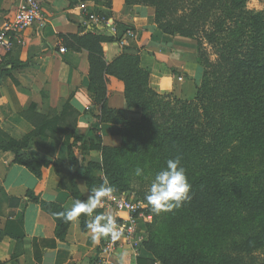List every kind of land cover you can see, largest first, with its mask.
<instances>
[{
  "label": "trees",
  "instance_id": "16d2710c",
  "mask_svg": "<svg viewBox=\"0 0 264 264\" xmlns=\"http://www.w3.org/2000/svg\"><path fill=\"white\" fill-rule=\"evenodd\" d=\"M91 1L94 6L88 7V13L109 16L105 10L111 9L112 0ZM246 2L125 0L126 5L152 7L163 33L195 40L201 80L194 96L180 98L151 87L139 54L127 46L106 63L102 43L119 41L120 35L89 31L70 36L71 47L89 52V94L93 105L100 107L99 121L121 125L110 130L121 137L120 145L104 146L99 132L89 140L75 134L77 114L64 102L60 111L40 114L31 106L22 112L34 129L20 139L0 128V150L11 152L13 163L38 178L41 169L52 164L61 179L59 186L75 200L84 199L78 179L83 180L88 195L105 178L117 192H126L134 181L138 188L134 197L145 203V213L152 216L143 247L153 258H138L137 264H154L155 260L162 264H264V254L256 252H264V8L250 11ZM15 65L12 60L2 61L0 80ZM108 75L123 82L127 106L140 109L139 119H129L124 110L107 106ZM38 136H60L67 161L52 160L30 149ZM76 148L81 153L99 151L101 162L86 161L79 170ZM176 156L186 169L191 199L156 215L145 200L147 184ZM137 167L144 169L142 176L134 174ZM22 200L0 188V216L7 219L0 239L6 235L16 239L12 258L22 253L25 236L23 215L17 216L15 210ZM25 201L50 215L56 238L65 239L71 222L57 213L67 209L32 190L26 191Z\"/></svg>",
  "mask_w": 264,
  "mask_h": 264
},
{
  "label": "crops",
  "instance_id": "0c3cea01",
  "mask_svg": "<svg viewBox=\"0 0 264 264\" xmlns=\"http://www.w3.org/2000/svg\"><path fill=\"white\" fill-rule=\"evenodd\" d=\"M18 2L0 0V26L13 16ZM82 2L41 0V17L18 34L11 49L1 53L0 63L10 60L16 63L9 75L0 80V128L10 137L20 139L33 131V124L22 115L31 106L35 112L47 114L51 109L58 111L64 102H68L77 114L75 134L89 140L99 132L104 146L120 145L121 137L110 130L121 125L99 121L100 107L93 105L88 91L89 52L70 45V36L89 31L111 35L107 27L88 22L85 12L79 7ZM111 2V9L105 11L109 15L108 20L117 27V35L122 36L125 29H132L135 37L102 43L105 62H111L127 46L131 52L139 54L141 67L149 73L151 87L159 92H171L177 97L186 98L192 93L200 69L187 38L160 31L155 23L154 9L150 6L126 5L125 0ZM84 3L88 7L94 6L91 0ZM60 47H64L65 51L61 52ZM106 104L109 108L124 110L129 119L140 117L139 108L127 106L124 84L113 75L107 76ZM29 148L47 154L52 160L67 161L68 158L67 148L60 136H38L30 142ZM75 154L79 170L86 161L101 162V153L96 150L81 153L76 148ZM12 159L11 152L0 150V188L8 195L23 198L15 210L17 216L23 215L25 236L22 253L13 258L16 239L7 235L1 237L0 262L105 264L107 256L101 249L104 238L99 241L92 239L85 223L88 217L84 219L82 214L78 222H71L65 239L59 240L55 236L53 218L39 205L25 201L26 191L32 190L44 200L57 202L65 209L71 207L75 199L59 186L61 179L54 166L43 167L38 178L24 166L13 163ZM63 174L66 176V169H63ZM77 185L86 201L90 195L83 180L78 179ZM6 220V216H0L1 231ZM142 224L139 223L141 229L144 227ZM124 250L129 252V264H137L138 258H153L144 247L135 254L129 244L120 240L117 253L108 259L113 264H120L119 253Z\"/></svg>",
  "mask_w": 264,
  "mask_h": 264
},
{
  "label": "clouds",
  "instance_id": "9594fccd",
  "mask_svg": "<svg viewBox=\"0 0 264 264\" xmlns=\"http://www.w3.org/2000/svg\"><path fill=\"white\" fill-rule=\"evenodd\" d=\"M136 176H142L144 169L137 167ZM191 185L188 182L186 169L182 165L181 157L176 156L166 161V166L157 171L145 196L151 211L159 215L161 212H170L180 208L191 199ZM115 188L105 178L103 184L92 190L91 195L85 200H75L71 207L64 212L57 213L58 218L65 222H78L80 216L93 217L87 224L94 241L101 238H110L113 242L122 235L117 219L112 214H96V209L103 206L104 199H111ZM120 264H129V252L124 250L119 253Z\"/></svg>",
  "mask_w": 264,
  "mask_h": 264
},
{
  "label": "built area",
  "instance_id": "2783aa9c",
  "mask_svg": "<svg viewBox=\"0 0 264 264\" xmlns=\"http://www.w3.org/2000/svg\"><path fill=\"white\" fill-rule=\"evenodd\" d=\"M79 7L87 15V20L94 26H105L111 35L117 34V27L109 21L108 18L100 17L95 13H88V6L82 2ZM41 17V0H19L13 16L7 20L2 26H0V57L2 52H6L11 49L14 43L17 41L18 34L26 27L32 25L37 19ZM124 37H135L132 29H127L119 39L121 41ZM60 51H65L64 47H60ZM103 206L98 207L93 214H112L117 219L118 227L122 231V235L116 241H112L110 238H104L102 242V251L107 258L105 264H113L108 259L109 256H113L117 253L120 240H123L129 244L135 254L143 247L145 241V234L139 227L140 222H150L152 216L145 213V205L141 200L134 197L133 194L128 192L113 193L111 199H104ZM93 219L88 217L87 224ZM154 264H162L160 261L155 260Z\"/></svg>",
  "mask_w": 264,
  "mask_h": 264
},
{
  "label": "rangeland",
  "instance_id": "374dc122",
  "mask_svg": "<svg viewBox=\"0 0 264 264\" xmlns=\"http://www.w3.org/2000/svg\"><path fill=\"white\" fill-rule=\"evenodd\" d=\"M85 1H87V0H85ZM245 7H247V9L250 10V11H261L264 8V0H247ZM187 42H188V45L190 47V50L193 51L195 53V56H196V50H197V46L196 45L197 44L195 43V40H191V39L188 40L187 39ZM207 49L209 50L210 59L213 60L215 58V56L213 55L212 50L209 49V47H207ZM199 74H200V72H199ZM195 80H196L195 81L196 83L194 85V91L196 92L197 85L200 84V80H201L200 75ZM194 91H192V93H190L189 95H187L185 97L186 98L193 97L194 94H195V93H193ZM165 92H167V91H162V92L160 91V93H162V94L165 93ZM180 98H184V97L182 96ZM151 182H152V178L149 181V183L147 184L148 187H149V185H151ZM137 190H138V188H137L136 183L134 181H131L130 182L129 189H127L126 192H128L130 194H134V192H136ZM134 196H136V194H134ZM147 223H149V222H143L142 225H144V227L142 229L140 228L143 231V234H145V238L146 239L148 238V229H147L148 226H146ZM256 252L259 253V254H264L263 251H260V252L259 251H256ZM256 256H259V255L256 254Z\"/></svg>",
  "mask_w": 264,
  "mask_h": 264
}]
</instances>
